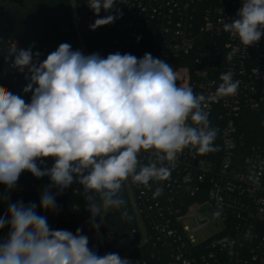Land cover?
Masks as SVG:
<instances>
[{"label": "clouds", "instance_id": "1", "mask_svg": "<svg viewBox=\"0 0 264 264\" xmlns=\"http://www.w3.org/2000/svg\"><path fill=\"white\" fill-rule=\"evenodd\" d=\"M116 4L88 0L98 17L90 30L121 18ZM101 10L117 15L100 17ZM235 16L229 23L220 21L223 31L246 49L258 43L264 35V0H242ZM40 56L32 46L19 48L12 41L5 57H14L12 67L19 72L27 69L28 83L20 92L0 85V184L13 190L25 171L37 179L48 177L50 186L39 201L42 211L56 210V196L77 183L90 220L102 221L107 210L125 204L121 189L129 178L149 187L150 181L170 177L165 162L174 167L184 149L199 154L219 150L214 146L218 129L210 124L205 101L237 93L240 81L233 80L231 70L221 74L215 94L205 97L190 86H177L174 68L151 53L102 57L61 43L43 60ZM226 59L232 61L233 53ZM142 152L150 154L147 164L139 159ZM52 188L58 191L54 194ZM160 193L157 189L155 195ZM6 212L0 216V229L9 230L0 238V264H129L117 253L98 255L81 228L75 234L52 229L35 202H10Z\"/></svg>", "mask_w": 264, "mask_h": 264}, {"label": "built area", "instance_id": "2", "mask_svg": "<svg viewBox=\"0 0 264 264\" xmlns=\"http://www.w3.org/2000/svg\"><path fill=\"white\" fill-rule=\"evenodd\" d=\"M87 3L71 0L77 33L71 41L73 50L102 57L119 52L141 58L151 53L164 61L189 57L190 63L174 69L177 86H190L205 97L215 94L222 73L231 70L233 80L240 81L235 95L205 101L210 124L218 129L214 146L219 150L199 154L184 149L174 167L165 162L170 177L150 181L149 187L131 178L125 181L121 189L125 204L109 211L118 227L125 220L135 225L123 237L106 231V241L123 247L119 256L128 260L131 252L150 246L155 250L152 256L166 264H264V133L248 137L242 129L246 113L264 112V35L246 49L220 23L236 19L242 0H116L122 17L94 31L89 26L98 17ZM106 15L117 12L101 10L100 17ZM12 41L23 48L17 37L0 31V85L20 92L28 83L27 69L21 73L12 67L14 57L5 59ZM31 95L27 93V98ZM139 159L147 164L150 154L142 152ZM52 164V159L46 160L48 167ZM49 186L48 177L37 179L25 171L15 188L44 191ZM83 196L82 186L73 183L56 196V210L64 215L70 206L88 211ZM73 198L79 201L71 202ZM209 208L219 213L222 225L202 238L199 234L214 224L206 213ZM125 211L127 216L122 215Z\"/></svg>", "mask_w": 264, "mask_h": 264}, {"label": "trees", "instance_id": "3", "mask_svg": "<svg viewBox=\"0 0 264 264\" xmlns=\"http://www.w3.org/2000/svg\"><path fill=\"white\" fill-rule=\"evenodd\" d=\"M1 4L10 13L0 16V31L17 37L23 48L32 46L33 52L39 51L41 53L40 60L55 51L61 43L71 45V41L76 38L77 33L71 18V0H19L0 2ZM38 45L43 46L44 52H41ZM189 60V57H182L165 62L176 69L190 63ZM242 129L248 137L264 133V112L246 113ZM42 193V190L21 191L17 188L8 191L5 185L0 184V216L7 214L8 203L22 200L25 204L35 202L37 212L47 217L52 229L72 227L76 230L81 228L82 232L113 230L123 237L127 229L135 225L134 222L125 220L124 226L118 227L116 223L118 219L109 210L104 214L106 216L103 217L102 221L100 217H97L95 222L90 220V212L83 208L75 210L70 206L67 215H64L63 210L42 211L39 208ZM7 197L10 199H6ZM77 201L79 198L71 200V202ZM93 224L99 225L98 230L93 227ZM8 231L7 227L0 229V238H6ZM89 248L95 250L100 256L107 253L121 254L125 250L123 247L114 246L106 240L89 242ZM153 252L155 250L152 247L142 246L129 254V264H134L136 261L141 262V264H166L165 261L156 259V254L153 257Z\"/></svg>", "mask_w": 264, "mask_h": 264}, {"label": "rangeland", "instance_id": "4", "mask_svg": "<svg viewBox=\"0 0 264 264\" xmlns=\"http://www.w3.org/2000/svg\"><path fill=\"white\" fill-rule=\"evenodd\" d=\"M206 213L212 217V220H213L214 224H211L207 229H205L204 231H202L199 234V236L202 237V238L207 236L208 234L214 233L222 225L221 220L217 217V215L215 214V212L213 210H211L209 208V209L206 210ZM53 229H66V230H69V231L73 232L74 234L76 232V229L72 228V227H57V228H53ZM82 234L88 236L89 242L106 240L105 232H101V231L82 232Z\"/></svg>", "mask_w": 264, "mask_h": 264}, {"label": "water", "instance_id": "5", "mask_svg": "<svg viewBox=\"0 0 264 264\" xmlns=\"http://www.w3.org/2000/svg\"><path fill=\"white\" fill-rule=\"evenodd\" d=\"M10 12L8 10H5L4 6L0 7V16L8 15ZM38 48L41 50V52H44L43 46L38 45Z\"/></svg>", "mask_w": 264, "mask_h": 264}, {"label": "flooded vegetation", "instance_id": "6", "mask_svg": "<svg viewBox=\"0 0 264 264\" xmlns=\"http://www.w3.org/2000/svg\"><path fill=\"white\" fill-rule=\"evenodd\" d=\"M8 1H13V2H16V1H19V0H0L1 3H5V2H8ZM3 6L2 4L0 5V7ZM6 10V9H5Z\"/></svg>", "mask_w": 264, "mask_h": 264}]
</instances>
